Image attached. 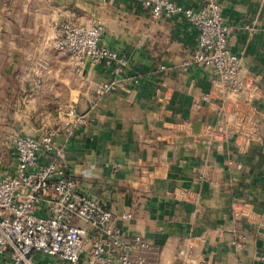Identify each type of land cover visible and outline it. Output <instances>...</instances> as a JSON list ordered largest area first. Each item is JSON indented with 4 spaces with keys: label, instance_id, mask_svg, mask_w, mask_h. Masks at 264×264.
Masks as SVG:
<instances>
[{
    "label": "crops",
    "instance_id": "obj_1",
    "mask_svg": "<svg viewBox=\"0 0 264 264\" xmlns=\"http://www.w3.org/2000/svg\"><path fill=\"white\" fill-rule=\"evenodd\" d=\"M173 1L203 8V0ZM219 2L226 23L240 28L229 39L242 58L238 93L195 62L199 32L185 16L154 17L143 0L0 4V144L40 137L74 105L83 121L56 140L67 175L151 246L146 264H264V0ZM96 20L100 45L127 65L88 61L77 75L53 42L62 22ZM106 82L113 89L96 99ZM240 235L246 246L236 250ZM0 264L12 262L1 255Z\"/></svg>",
    "mask_w": 264,
    "mask_h": 264
},
{
    "label": "built area",
    "instance_id": "obj_2",
    "mask_svg": "<svg viewBox=\"0 0 264 264\" xmlns=\"http://www.w3.org/2000/svg\"><path fill=\"white\" fill-rule=\"evenodd\" d=\"M143 4L157 18L185 16L199 32L195 62L213 68L219 78L215 84L226 93L244 88L242 58L229 48L230 37L240 28L226 23L219 0H203L199 11L173 0H143ZM103 33L98 20L90 26L64 21L53 47L71 60L77 75H82L88 61L113 62L121 70L127 61L100 45ZM112 89L113 83L101 84L96 99ZM82 121L76 107L68 104L61 108L57 125L44 128L40 137L12 136L4 141L18 162L14 174L0 178V256L8 255L12 264L147 263L151 246L142 237L130 235L104 204L76 192L75 181L67 175L62 160L65 150L56 140L64 134L73 136ZM41 156L48 161L42 163ZM130 218V214L122 216ZM245 244L242 235L231 242L236 250H243ZM179 256L184 263L189 247L180 249Z\"/></svg>",
    "mask_w": 264,
    "mask_h": 264
},
{
    "label": "rangeland",
    "instance_id": "obj_3",
    "mask_svg": "<svg viewBox=\"0 0 264 264\" xmlns=\"http://www.w3.org/2000/svg\"><path fill=\"white\" fill-rule=\"evenodd\" d=\"M4 0H0L3 4ZM10 148L7 147L5 142L0 144V178L10 175L15 167V158L9 152Z\"/></svg>",
    "mask_w": 264,
    "mask_h": 264
}]
</instances>
